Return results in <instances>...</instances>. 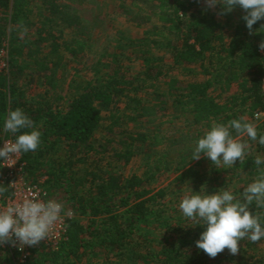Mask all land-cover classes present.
I'll use <instances>...</instances> for the list:
<instances>
[{"label": "trees", "instance_id": "1", "mask_svg": "<svg viewBox=\"0 0 264 264\" xmlns=\"http://www.w3.org/2000/svg\"><path fill=\"white\" fill-rule=\"evenodd\" d=\"M193 6L191 0H132L122 5L138 26L160 24L130 42V47H149L141 54L142 72L127 75L115 64L119 54L114 52V61L106 69H92L93 79L74 86L61 108L54 101L60 73L72 57L86 55L94 45L80 33L81 17L60 0L34 6L32 0H0V54L6 57V67H1L0 56V147L4 138L15 139L2 130L4 118L12 110H23L42 134L36 151L21 153L26 179L61 198L71 212L66 239L56 249H35L26 264H80L87 255L114 257L115 264H211L210 256L196 247L205 226L193 221L192 226L173 228V218L157 209L167 187L154 191L150 183L155 173L170 172L198 191L213 173L219 177L229 171L222 165L203 172L206 157L192 160V151L213 123L247 120L264 111V50L259 48L264 30L256 31L264 20L250 33L243 11L228 35L214 12ZM152 50L161 53L154 57ZM101 63L99 59L97 65ZM181 69H188L191 77L177 76ZM162 79L166 91L160 89ZM36 83L45 89L31 97ZM143 90L153 91L158 116L149 125L131 126L129 122L148 115L146 100L139 95ZM104 111L109 113L105 123ZM179 118L200 128L197 135H167L163 126ZM257 131L258 138L264 135V118ZM183 141L190 145L179 146ZM136 156L142 158L146 178L124 177L111 166L112 159L129 163ZM255 158L244 157L232 169L253 182L264 170ZM11 192L0 174V199ZM250 208L264 219V208L255 203ZM261 242L245 238L239 251L225 258L231 264H264V254L253 251Z\"/></svg>", "mask_w": 264, "mask_h": 264}, {"label": "clouds", "instance_id": "2", "mask_svg": "<svg viewBox=\"0 0 264 264\" xmlns=\"http://www.w3.org/2000/svg\"><path fill=\"white\" fill-rule=\"evenodd\" d=\"M207 9L222 6L221 15L232 12L236 7L244 10L242 17L250 33L257 22L264 20V0H197ZM264 30L261 25L257 32ZM264 50V42L259 45ZM31 129L30 131H22ZM2 130L11 133L14 142H6L0 147V161L12 159L13 155L34 152L41 143V132L33 125V121L23 110L15 109L6 115ZM233 132L236 135H233ZM247 136L250 140L258 138L257 126L241 117L227 124L213 123L203 136L197 139L192 151V160L202 156L211 160L217 168L235 166L241 162L247 152L248 144L242 140ZM258 143L264 145V135H260ZM257 167L264 166V156L257 155L254 161ZM47 195V194H45ZM264 208V170L244 188L243 201L230 190H220L209 194L203 189L200 192L186 195L179 208L184 217L205 226L196 247L212 258L225 249L236 254L240 241L245 238L252 242L264 239V219L254 214L250 206ZM65 205L55 199H41L39 194L23 195L0 208V245L11 242L13 246L19 242L23 251L26 246H35L46 240L57 223L65 215ZM196 224V225H197Z\"/></svg>", "mask_w": 264, "mask_h": 264}, {"label": "rangeland", "instance_id": "3", "mask_svg": "<svg viewBox=\"0 0 264 264\" xmlns=\"http://www.w3.org/2000/svg\"><path fill=\"white\" fill-rule=\"evenodd\" d=\"M41 1L42 0H32V6L39 5ZM131 1L132 0H60L61 3L70 5V11L78 14L81 17L83 27L80 28V33H84V35L90 37L91 41L94 42V45L90 51H87L86 55L72 57L67 67L60 73L58 87L56 89V93H54V101L58 106L61 108L66 107V101L70 98V93L74 86L78 84L86 85L90 80L93 79L94 70L92 69H96L97 67L100 69H106L108 66L105 64H108L111 60L114 61V52H118L119 54L116 60L117 63L115 64L120 65L118 67H121L120 69L126 72L127 75L134 77L142 72L144 63L141 54L142 51L149 50V47H130V42L133 40H138L141 36H143L145 30L151 29L154 26V23L157 22L144 23L142 26H138L136 22L131 20L130 15L123 13L124 9L122 8V5L131 4ZM191 1L194 2V9L203 10L206 12H214L225 25L228 35L233 30V26L239 18L240 13L244 11L243 9L236 7L232 12L221 15L219 13L222 11V6H217L215 9L206 10V6L203 3H198L197 0ZM139 4L147 6L141 2H139ZM146 8L151 9L149 6ZM67 33H69V30ZM120 43L122 45L120 47L125 49L124 53L120 52ZM159 53L161 52H155V50H152L151 55L157 57ZM0 56L2 58V67L3 64L6 63V57L4 56L3 52L0 54ZM165 58V63H169L170 58L168 56ZM99 59H101L102 63L97 65ZM175 73L180 78L185 79L191 77V74H188V69H181ZM159 85L162 91H166L167 83H165L163 79L159 81ZM44 89L45 88L41 83H36L29 91L30 96L36 97L38 93H43ZM217 92L219 93L220 91ZM139 95H141L143 99L146 100L148 115L145 117H140L135 122H129L131 126H140V124L149 125L153 121L155 122L157 119L156 117L158 116L157 114H154V103L157 100L154 97L153 91L143 90L139 93ZM125 101H128V99ZM122 106H124V104ZM134 113L137 115V112ZM149 113H151L150 116ZM103 115L105 123L108 121L109 113L104 111ZM126 117L129 118L127 115ZM247 120L256 124L258 130L262 118L256 120L252 117H247ZM163 128L170 137H179L182 135V132L183 134L189 132L191 136H196L198 129H200L198 127H190L187 125V122L184 118H179L172 124H165ZM102 135V132H98L99 137ZM242 140L246 141L248 144V149L244 157L257 155L264 156L261 148H259L257 145V141H252L247 136L242 137ZM189 145V143L183 141L179 146L185 148ZM237 161H239V159ZM111 162V166H113L114 170L117 173L122 174L124 177H129L132 174H139L145 178L148 176L140 156L134 157L129 163L120 162L115 159H112ZM104 163L109 164V159H105ZM211 167L216 166L211 160L206 158V160L202 162L201 170L203 172H208L210 169H212ZM228 170V172H224L219 177L217 173L210 175L208 178L209 183L201 187L196 192H200L203 189L209 194H212L213 192L220 190H230L237 197V199L243 198L244 188H246L247 185L252 182V180L248 179L246 175L237 176V171H234L232 167H230ZM0 174L2 175L1 169ZM150 186L154 189V191L167 187L166 189L168 191V195L162 201H160V203L157 205V209H164L165 217L173 218V228H186L194 224L193 220L183 216L182 211L179 208L181 200L186 195H191L193 194V191H195L194 186L189 181L181 182L176 179L175 174L170 172H163L160 174L155 173L151 180ZM53 198L62 202L65 205V210L70 212L66 206V203L61 198ZM253 251L257 255H263L264 242L258 243ZM226 253H229L228 249H225L223 252L219 253L215 258L208 257L207 262H210L211 264H219L218 261L221 260L222 262L220 264H231L225 258ZM13 263V255L10 252L0 248V264ZM107 263L115 264L116 258L111 257V259H107L104 255H100L98 257L87 255L83 258L80 264Z\"/></svg>", "mask_w": 264, "mask_h": 264}, {"label": "built area", "instance_id": "4", "mask_svg": "<svg viewBox=\"0 0 264 264\" xmlns=\"http://www.w3.org/2000/svg\"><path fill=\"white\" fill-rule=\"evenodd\" d=\"M3 66L6 67V63H4ZM252 118L256 120L261 118L263 119L264 111L255 113L254 117ZM6 142L14 141L10 138H4L1 147H3ZM0 169L2 170V176L4 180L9 182L12 190L11 195L6 200L0 199V208L5 207L9 202L19 199L23 195H34L38 193L41 199H54L53 197L49 196L47 190L41 184H31L27 181L25 164L21 160V154L16 156L13 155L12 159L7 161H0ZM69 217L70 215H65L63 219L57 223L49 237L46 240L40 242L38 245L26 246L24 247L23 251H21L19 248V242H17L15 246L9 242L0 245L1 249L10 252L13 255V264H26L27 260L35 249H39L42 245L56 249L60 243L66 239Z\"/></svg>", "mask_w": 264, "mask_h": 264}]
</instances>
